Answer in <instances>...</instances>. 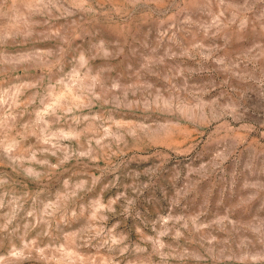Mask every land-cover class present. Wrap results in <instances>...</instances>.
Wrapping results in <instances>:
<instances>
[{
    "label": "rangeland",
    "instance_id": "rangeland-1",
    "mask_svg": "<svg viewBox=\"0 0 264 264\" xmlns=\"http://www.w3.org/2000/svg\"><path fill=\"white\" fill-rule=\"evenodd\" d=\"M0 264H264V0H0Z\"/></svg>",
    "mask_w": 264,
    "mask_h": 264
}]
</instances>
